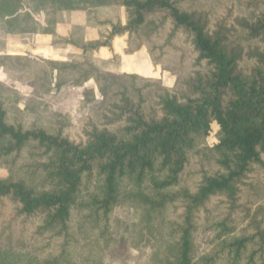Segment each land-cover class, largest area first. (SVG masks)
I'll return each mask as SVG.
<instances>
[{
	"label": "trees",
	"instance_id": "trees-1",
	"mask_svg": "<svg viewBox=\"0 0 264 264\" xmlns=\"http://www.w3.org/2000/svg\"><path fill=\"white\" fill-rule=\"evenodd\" d=\"M104 7L125 9L127 21L85 50L127 35L130 52L148 45L159 64L190 54L189 71L170 90L88 60L0 56V68L23 74L34 97L22 108L19 92L0 81L8 172L0 205L33 220L47 241L32 258L7 242L0 264H105L106 244L128 233L117 209L133 211L148 231L164 220L167 239L153 264H264L263 213L240 232L230 218L209 221V251L194 257L199 216L212 199L234 207L245 188L264 193V0H0V25L9 35H52L60 13ZM66 85L84 87L83 108L91 106L79 141L68 133L70 119L44 101ZM194 160L204 169L191 186Z\"/></svg>",
	"mask_w": 264,
	"mask_h": 264
},
{
	"label": "rangeland",
	"instance_id": "rangeland-1",
	"mask_svg": "<svg viewBox=\"0 0 264 264\" xmlns=\"http://www.w3.org/2000/svg\"><path fill=\"white\" fill-rule=\"evenodd\" d=\"M59 23L55 34L52 35H9L0 25V56H30L44 60L83 61L88 60L102 71L112 74H136L142 78L160 82L163 87L173 90L176 88L180 75L187 73L190 68V54L174 63H156L150 54V46L144 45L140 50L130 52L127 46V35L114 38L110 47L98 51L85 50V46L97 41H108L112 24H125L127 13L121 7H104L83 12H63L58 16ZM37 20L45 24L43 14ZM9 67L10 61H5ZM10 68H0V81L13 86L22 98L21 107L32 100L33 91L27 83L19 79L23 74L12 72ZM93 85L92 83L89 85ZM84 87L66 85L51 96H46L50 113L67 116L72 123L68 131L75 141L81 140L85 116L91 106L83 108ZM10 103V102H8ZM203 162V161H202ZM202 162L194 160L187 170L186 180L189 185L197 183L203 175ZM210 167L209 165H207ZM213 169V168H212ZM8 175L0 161V177ZM256 185L263 183L261 174L254 181ZM240 201L234 207L228 204L224 197H216L209 203L208 208L199 216V225L194 233V257L198 259L209 251V242L214 233L205 230L209 221L230 218L237 232L249 226L257 215L264 216V193L257 194L250 187L245 188ZM180 212V210H178ZM173 209L166 217H173ZM10 205H0V246L11 242L17 251H22L27 258L38 256L36 249L47 244L36 234V223L25 218H16ZM115 216L121 219L128 228L116 240L109 241L103 250L105 264H153L154 252L158 243L167 239V226L159 219L150 226V231L144 224H139L133 217V211L127 213L122 209L115 211ZM176 217V216H175ZM126 235V236H125Z\"/></svg>",
	"mask_w": 264,
	"mask_h": 264
}]
</instances>
